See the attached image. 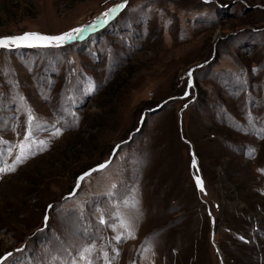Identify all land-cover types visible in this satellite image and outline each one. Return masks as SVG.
Wrapping results in <instances>:
<instances>
[{
	"label": "rangeland",
	"instance_id": "374dc122",
	"mask_svg": "<svg viewBox=\"0 0 264 264\" xmlns=\"http://www.w3.org/2000/svg\"><path fill=\"white\" fill-rule=\"evenodd\" d=\"M122 3L0 48V166L29 109L47 142L0 173V264H264V0H0V37Z\"/></svg>",
	"mask_w": 264,
	"mask_h": 264
},
{
	"label": "snow or ice",
	"instance_id": "6c2138e0",
	"mask_svg": "<svg viewBox=\"0 0 264 264\" xmlns=\"http://www.w3.org/2000/svg\"><path fill=\"white\" fill-rule=\"evenodd\" d=\"M125 7H126L125 3L118 4L112 8H109L104 13H102L101 16L97 17L95 21L89 24L83 25L81 27L71 29L68 32L62 33L60 35H47V34L36 33V32H25L22 35H18V36L0 37V48L8 49L11 47H39V48L62 47L63 45L73 42L75 40L84 39L85 33L95 31L100 26L107 24L109 18H114L115 14L122 11ZM188 75L189 77H191L192 72L190 71ZM26 123L28 125L26 134L24 135L21 143L15 146L18 148V153L15 156L14 163L11 165L0 166V173L14 172L18 165L24 163L26 160L36 155L37 151L46 150L47 142L36 139L37 132L42 127V122L39 120V118L35 115V113L31 109L28 110V116H27ZM51 135L58 137L59 135H61V130L57 128L54 132L51 133ZM262 138H264V136H262ZM2 142L3 141H0V143ZM33 144H36L37 146L36 150L33 149ZM9 151H11V149H9ZM0 163H2V158H0ZM195 163L196 161L194 159L193 166H195ZM107 166H108L107 163L101 164L97 168H94L91 171L86 172L80 177H78L77 188L79 187V181H82L85 179V177L90 176L92 172L103 170ZM197 185L201 190H203V182L198 177H197ZM124 203L127 205L129 202L124 201ZM137 203L138 202L134 200L131 203V207L135 208L137 206ZM49 207L51 208L52 206L50 205ZM47 220H48V217L46 215L45 216L46 223H47ZM100 223L101 224L106 223L103 217H101ZM109 226L112 227V225H109ZM120 226L126 229L129 227L128 223L124 221L121 222ZM129 235L131 236V233H129ZM122 238L123 237L120 235H117L116 237H114V239L117 242H120ZM94 251H95L94 244H89V245L84 246L82 250L78 253L79 259L84 261L85 264H96V261L91 256V254ZM11 255H12L11 253H8L7 256L4 257V259H7V257ZM103 255H104V258L108 260V253L105 252ZM71 264H77V261L73 259ZM109 264H111L110 261H109Z\"/></svg>",
	"mask_w": 264,
	"mask_h": 264
},
{
	"label": "water",
	"instance_id": "95a60500",
	"mask_svg": "<svg viewBox=\"0 0 264 264\" xmlns=\"http://www.w3.org/2000/svg\"><path fill=\"white\" fill-rule=\"evenodd\" d=\"M193 160H194V156H193V158H192V162H193Z\"/></svg>",
	"mask_w": 264,
	"mask_h": 264
}]
</instances>
